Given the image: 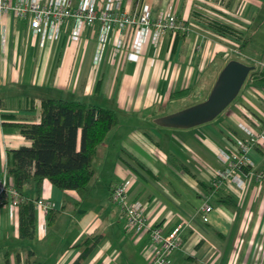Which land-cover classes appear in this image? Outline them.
<instances>
[{"label":"crops","instance_id":"1","mask_svg":"<svg viewBox=\"0 0 264 264\" xmlns=\"http://www.w3.org/2000/svg\"><path fill=\"white\" fill-rule=\"evenodd\" d=\"M8 1L15 5L19 0ZM70 1L77 8L83 0ZM98 3L101 15L107 0ZM164 10L177 14L191 31L180 34L177 43L168 33L157 45L150 33L138 57L132 55L135 31L119 24L103 46L101 21L84 27L78 40L72 20L59 38L43 41L29 18L18 19L12 11L0 18V181L14 185L7 172L8 151L32 145L16 125L39 124L43 99L83 101L119 117L98 148L86 189L62 191L44 181L40 199L51 207L49 215L35 208L33 237L21 236L19 209L0 208V264H75L83 252L76 246L96 237L98 243L81 264H153L150 234L127 228L111 200L115 184L129 186L130 200L141 202L165 235L188 224L182 246L170 257L173 264H264V184L251 179L264 170V71L251 72L256 79L249 81L236 109L220 120L187 130L155 123L173 114H161L172 101L191 98L188 103L198 104L200 96L210 94L222 69L234 60L221 43L233 45L226 39L235 36L218 26L237 30L244 25L237 39L239 47L244 40L249 45L257 18L259 29L264 28V0H123L120 11L111 14L149 11L155 20ZM212 32L227 38L217 36L221 43H215ZM250 131L263 145H253L248 153L253 168L242 173L245 187L225 182L214 189V172L226 166L219 159L221 150H237L234 140L248 142ZM26 192L37 200L33 182ZM206 205L212 208L208 222L203 220Z\"/></svg>","mask_w":264,"mask_h":264},{"label":"built area","instance_id":"2","mask_svg":"<svg viewBox=\"0 0 264 264\" xmlns=\"http://www.w3.org/2000/svg\"><path fill=\"white\" fill-rule=\"evenodd\" d=\"M43 0H19L17 4L12 5L8 0H0V18L6 16L12 11L18 19L29 18L31 27L37 36H41L43 41L59 38L61 31L70 21H75V32L73 39L78 40L84 27L93 26L97 21L103 24L101 31V40L103 46L107 42L108 33L114 24H119L121 29H127L134 32L133 46L135 52L132 55L137 56L146 43L148 35L151 33V40L154 44H159L163 36L170 33L176 37L180 33H188L191 26L180 20L178 15L170 11H162L154 20L149 11H143L138 16H116L111 12L116 9L120 11L123 0H107L103 14L99 15L98 0H83L77 8L73 7L70 0H50L47 4ZM103 49V48H102ZM101 51L98 53L97 61L101 60ZM248 143L239 142L237 150L226 146L219 154V159L226 166L224 169L214 172L211 184L214 189L220 188L225 182L230 185H236L239 188L245 187L246 177L243 168L250 167L248 153L252 146L257 142L255 135ZM252 165V164H251ZM136 178V176H134ZM260 179L264 174H260ZM134 178V180H135ZM111 199L118 205L122 216L125 219L127 228L135 231L137 234H150L154 245L153 264H173L170 257L183 244L182 231L184 225H180L169 234L165 235L163 229L157 223L149 220L145 213L144 205L135 200H130L129 186L125 184H115L111 188ZM21 195L15 186L7 180L0 181V208L9 206L12 209H19ZM50 204L40 199L36 202V210H41L44 214H49ZM205 216L204 222L209 219L206 214L212 211V208L206 205L203 209Z\"/></svg>","mask_w":264,"mask_h":264},{"label":"trees","instance_id":"3","mask_svg":"<svg viewBox=\"0 0 264 264\" xmlns=\"http://www.w3.org/2000/svg\"><path fill=\"white\" fill-rule=\"evenodd\" d=\"M218 30L237 36L234 29L223 25L218 26ZM180 34L176 36L175 43L179 41ZM248 43L247 40L242 41L239 51L243 52ZM252 75V79L256 78L255 74ZM188 93L189 90L178 96ZM41 116L39 124L16 125L22 135L32 142L31 147L8 151L7 172L21 195L20 231L25 238L34 235L36 202L40 199L44 181H50L62 191L86 189L94 177L93 166L99 146L119 124L114 110L78 100L43 99ZM243 171L248 173L251 167L243 168ZM30 182L34 183L37 200L26 197V186ZM53 222L54 213L50 212L49 224ZM98 240V237L88 239L76 246L83 248V252L75 264H81Z\"/></svg>","mask_w":264,"mask_h":264},{"label":"water","instance_id":"4","mask_svg":"<svg viewBox=\"0 0 264 264\" xmlns=\"http://www.w3.org/2000/svg\"><path fill=\"white\" fill-rule=\"evenodd\" d=\"M254 66L231 60L220 72L208 98L194 106L156 119L164 128L192 129L216 120L239 96Z\"/></svg>","mask_w":264,"mask_h":264},{"label":"rangeland","instance_id":"5","mask_svg":"<svg viewBox=\"0 0 264 264\" xmlns=\"http://www.w3.org/2000/svg\"><path fill=\"white\" fill-rule=\"evenodd\" d=\"M216 4H217V2H216ZM260 24H261V21L257 18L255 23H254V25H253V27L251 28V34L253 33L252 37H254V38L250 42V44L246 47L244 53L239 51V44L240 43L238 42L237 36H235L234 38L233 37H229L228 39H226L227 38L226 36H225L226 37L225 38V37H222L221 35L218 36L217 34H214L212 32V34H214V36H215V37H212L213 38L212 40L215 41V43L216 42H220L221 43L219 38H223V39H226L227 41H229L230 43L232 42L233 45H231L229 43H225L224 41H222V43H221V44L227 45V47H229V54L230 55H229L228 59L238 60L239 62H241V63H243L245 65L254 66L256 71L263 70L264 69V28L262 30H260L259 29ZM238 27L239 28H236L237 30H235V29L234 30L237 33H239V34H244V31H245L244 25H239ZM250 77H251V73H250L247 81L245 82V84L243 86V89L241 90L242 92L239 94L237 99L217 118L218 120L226 117V115L231 110H235L237 105H239V102L241 100V95H242L243 91L246 89V87L249 85V81H251V80L254 81L256 79V78L252 79L253 77H251V78ZM252 87L254 88L255 86L253 85ZM208 96H209V94H207V93L203 94L202 96L199 97V99H198L199 102L207 99ZM189 99H191V98H185V99H179V100L176 99V100L172 101L168 105L166 110L161 112V114L162 113H166V111H167V113H174L173 111H177L178 112V111H181V110H184V109H187V108H189L191 106L196 105V102H194V101L191 102V103H188L187 100H189ZM250 134H252L251 131H250ZM253 135H255L254 132H253ZM249 137H250V139L252 138L251 135H249ZM263 137L264 136H261V139ZM257 140H259L258 137H257ZM234 141L236 142V144L238 146H239V142H243L242 140H240L238 138L235 139ZM248 142H243V143H248ZM254 145L262 146L263 143L262 142H255ZM248 166L253 168V165H251V164H249ZM260 174H264V170H260L259 172L255 173V174H252V178L251 179L254 180V181L256 180L260 184H264V178L261 180L260 177H259ZM246 183H247V181L244 182V184H246Z\"/></svg>","mask_w":264,"mask_h":264}]
</instances>
